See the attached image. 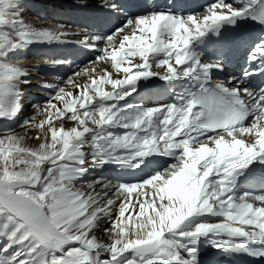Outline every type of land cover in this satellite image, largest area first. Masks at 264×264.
<instances>
[{
  "label": "snow or ice",
  "instance_id": "snow-or-ice-1",
  "mask_svg": "<svg viewBox=\"0 0 264 264\" xmlns=\"http://www.w3.org/2000/svg\"><path fill=\"white\" fill-rule=\"evenodd\" d=\"M22 3L0 0L4 121L24 110V89L32 85L29 69L11 58L70 35L63 25L25 23ZM101 6L123 11L119 0ZM242 19L264 25V0H212L200 13L145 5L114 30L83 35L81 43L97 53L89 64L112 70L97 76L95 67L79 69L64 86L39 85L48 95L43 107H32L44 119L20 122L40 130L38 148L22 146L11 128L0 138V264H200L202 244L264 260V192L239 190L242 177L264 186V89L241 87L237 78L211 83L223 63L204 61L197 50ZM249 61L264 68V40ZM185 78L197 90L178 92L170 103L128 102L141 81ZM105 166L118 170L115 180L73 188L90 168ZM139 172L146 175L136 179ZM103 221L110 226L98 239L93 230Z\"/></svg>",
  "mask_w": 264,
  "mask_h": 264
},
{
  "label": "bare ground",
  "instance_id": "bare-ground-1",
  "mask_svg": "<svg viewBox=\"0 0 264 264\" xmlns=\"http://www.w3.org/2000/svg\"><path fill=\"white\" fill-rule=\"evenodd\" d=\"M67 1H71L73 3H77V0H67ZM93 1H96V0H85V3H89V2H93ZM38 2L40 4V9H41L39 12L43 11V9L45 10V12H47V11H49L51 9L53 10L55 8H61L60 5H63V7L66 5L65 4V1H59V0H56V1H53V0H38ZM64 9H67V8H64ZM39 12H37V14H36L37 15V18H36V17L30 16V12L29 11L23 10V12H21V14H22V17L21 18L22 19L23 18L24 19L26 18V19H28L29 22H35L36 24H31L33 27H47V26H52V25H60V24H57L55 21H52L50 17H49V20L50 21H44L43 19L38 18V13ZM44 19H46V18H44ZM40 20H42V21H40ZM83 28H84V26L72 27V28L71 27H68V26H64V30L66 32L70 33V35L65 36L66 39L73 38L75 35H77L76 36L77 41H79L81 43V41L83 40V35L86 33V31ZM39 44H42V43H39ZM82 45H83V43H82ZM101 47H103V46H101ZM43 53H45V51H43ZM41 63H42V61H40V60L28 58L27 60H21L20 62H19V59H18L16 61V63H14V64H16L17 66H27V65L30 66L32 64H41ZM92 67H95L96 68V73L95 74L97 76L102 74V70L104 68H107L109 71H111V68H110L109 64H107V63H102L101 62V63H97L95 65L92 64ZM31 76H32V85H30L28 87H32L33 85H36V84L40 85V83H41L40 79L43 80V77L40 78L36 74H32ZM65 78L67 79V77H65ZM55 79H56L55 81L57 82V84H60L61 86H64L63 81H65L66 79L62 80L63 78H56V77H55ZM76 79L80 83H84L85 80H86V77L78 76V77H76ZM67 90H72V89L70 87H68ZM25 106H27L26 103L23 104V107H25ZM27 109H28V112L26 111V112H24V114H22V112H21L22 116H24V117L31 116V113L32 112L30 111L29 107ZM42 119H44V115H42L40 117L38 116L37 118H35V122H38V121H40ZM57 123H59V121H57ZM73 124H74V122L67 121L66 124H65V126L66 127H70V126H73ZM39 134H40V130H36V132H35V138ZM20 136L23 137L22 143H25L26 144V143L32 141V138H31L32 135L26 129H23L20 132ZM42 142H43V139L42 138L39 139V140L36 138V143H37L38 147H39V145ZM97 179H100V178H98L97 176H94L93 175V177H92L91 180L84 181V182H81V183H78V184H75V182H73V185L72 186H73L74 189H77V190L90 191L87 188V183L88 182H91L93 180H97ZM97 191H100V188L99 187H97ZM133 203H135V194H133ZM134 219H135V216H134ZM109 226L110 225L108 224L107 221H103V222L100 223V226L98 228H96V229L93 230V231H95L98 239H104L105 238V234L103 232V228L109 227Z\"/></svg>",
  "mask_w": 264,
  "mask_h": 264
},
{
  "label": "rangeland",
  "instance_id": "rangeland-1",
  "mask_svg": "<svg viewBox=\"0 0 264 264\" xmlns=\"http://www.w3.org/2000/svg\"><path fill=\"white\" fill-rule=\"evenodd\" d=\"M38 1V0H37ZM53 1H56V0H53ZM59 1H63V0H59ZM65 1H67V0H65ZM23 2V1H22ZM71 2V1H70ZM23 4H28L27 2H23L22 3V6H23ZM30 16H32V14L30 13ZM44 21H50L49 20V18H46V19H43ZM29 46V45H28ZM21 50V49H20ZM20 52V51H19ZM46 53V52H45ZM18 57H20V56H18ZM32 59H34V58H32ZM14 60H15V58H14ZM14 60L12 61V58H11V62L12 63H15L14 62ZM23 67H28V65L27 66H23ZM27 89V90H26ZM26 89H24V92L25 93H29V90L28 89H30V88H26ZM26 90V91H25ZM32 90V89H31ZM28 91V92H27ZM32 92H35L34 90H32V91H30V93H32ZM22 103H23V101H22ZM26 103V102H25ZM27 104V103H26ZM32 103L30 104V106H29V109H30V111L32 112L31 113V116H34L35 118H37L38 116L40 117V116H42L43 114H40V115H37L36 113H37V109H35V108H33L32 107ZM42 107H43V105L44 104H40ZM23 109H25V111L24 112H26V110H27V107H23ZM24 112H22V114H24ZM27 112H28V110H27ZM36 112V113H35ZM22 114L20 115V114H18V117H20V118H18V120L15 118L14 119V123H12V121L13 120H9V121H4V120H0V138H2L3 136H5V135H7L8 133L5 131V129H9V128H11V129H13L14 131H13V135H15V136H17V137H21L20 136V132L23 130V129H26L28 132H30L31 133V135H32V141H30V142H28V143H22V141H21V144H22V146H24V147H28V148H33V149H35V148H38V145H37V143H36V138H35V132H36V130H39V129H37V128H33V127H30V126H26V127H21L20 126V122L21 121H23L24 119H26L24 116H22ZM33 114V115H32ZM24 117V119H22ZM28 118V117H27ZM66 119V118H65ZM16 153H13V155H15ZM45 167H46V165H45ZM78 184V183H77Z\"/></svg>",
  "mask_w": 264,
  "mask_h": 264
}]
</instances>
